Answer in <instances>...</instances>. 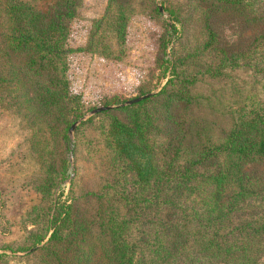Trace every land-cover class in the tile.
I'll return each instance as SVG.
<instances>
[{
    "label": "trees",
    "instance_id": "16d2710c",
    "mask_svg": "<svg viewBox=\"0 0 264 264\" xmlns=\"http://www.w3.org/2000/svg\"><path fill=\"white\" fill-rule=\"evenodd\" d=\"M159 2L163 11L158 0H107L72 47L81 0H0V105L29 102L58 157H43L40 202L25 214L36 228L0 246V264L7 250L25 264H89L94 252L102 264H264V0ZM136 12L168 13L156 57L164 82L75 128L84 164L74 161L67 197L54 196L69 176V129L85 111L68 56L124 59ZM229 15L263 26L227 48L214 23Z\"/></svg>",
    "mask_w": 264,
    "mask_h": 264
},
{
    "label": "rangeland",
    "instance_id": "374dc122",
    "mask_svg": "<svg viewBox=\"0 0 264 264\" xmlns=\"http://www.w3.org/2000/svg\"><path fill=\"white\" fill-rule=\"evenodd\" d=\"M106 4L107 0H81L70 22L69 45L85 44L92 20L103 13ZM167 16L168 13L162 16L134 13L128 21L126 53L122 60L83 50L69 54L70 90L81 95L83 114L113 95L128 99L140 94V89L157 91L160 88L164 79L159 77L156 57ZM222 17L224 19L220 17L214 25L221 45L227 48L243 45L263 26L258 23L244 27L236 17ZM191 30L194 32L195 28ZM30 95L28 90L27 96ZM28 104L26 101L19 108L0 105V246L16 245L28 229L36 228L25 214L40 202L41 196L35 185L44 172L43 157L58 163L43 116L37 110L29 109ZM33 104L36 105L34 101ZM75 128L71 134L68 132L70 150L64 153L69 163V176L54 190V196L62 191L61 198H66L69 193V179L75 175V163L79 167L84 164L83 157L72 152ZM7 253L9 258L5 264H25L21 258L11 257L10 251ZM89 257V264H102L98 253H91Z\"/></svg>",
    "mask_w": 264,
    "mask_h": 264
},
{
    "label": "water",
    "instance_id": "95a60500",
    "mask_svg": "<svg viewBox=\"0 0 264 264\" xmlns=\"http://www.w3.org/2000/svg\"><path fill=\"white\" fill-rule=\"evenodd\" d=\"M159 10L163 11V7L161 4H159ZM151 92L145 93V94H140V95H135L131 98L126 99L125 101L119 103V104H105V105H99L96 107L91 108L88 112L84 113L83 115H81L80 117H78L71 125L70 129H69V133L71 134L74 130V128L76 127V125H78L79 122H81L82 120H85L86 118L90 117L93 114H96L97 112L101 111V110H106V109H110L113 107H117V106H121V105H126V104H130L133 102H137L139 100H141L142 98L148 96Z\"/></svg>",
    "mask_w": 264,
    "mask_h": 264
}]
</instances>
